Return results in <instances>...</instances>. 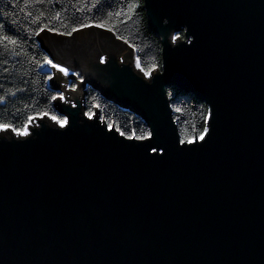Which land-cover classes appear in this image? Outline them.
Masks as SVG:
<instances>
[{
	"label": "water",
	"instance_id": "water-1",
	"mask_svg": "<svg viewBox=\"0 0 264 264\" xmlns=\"http://www.w3.org/2000/svg\"><path fill=\"white\" fill-rule=\"evenodd\" d=\"M142 7L161 44L149 74L110 30L38 32L72 71L48 63L66 123L0 126V264H264V0ZM88 87L139 115L149 135L86 115ZM169 87L207 105L200 136L181 141Z\"/></svg>",
	"mask_w": 264,
	"mask_h": 264
},
{
	"label": "trees",
	"instance_id": "trees-1",
	"mask_svg": "<svg viewBox=\"0 0 264 264\" xmlns=\"http://www.w3.org/2000/svg\"><path fill=\"white\" fill-rule=\"evenodd\" d=\"M142 5L143 0H0V126L18 132L35 116L64 119L54 105L59 91L48 83L54 75L37 39L41 30L68 35L95 25L132 47L142 74L159 68L161 44L147 25ZM167 96L181 141L200 136L206 127L207 105L176 87H169ZM83 100L86 115L97 111L108 127L122 135L137 139L149 135L139 115L97 89L88 87Z\"/></svg>",
	"mask_w": 264,
	"mask_h": 264
},
{
	"label": "rangeland",
	"instance_id": "rangeland-1",
	"mask_svg": "<svg viewBox=\"0 0 264 264\" xmlns=\"http://www.w3.org/2000/svg\"><path fill=\"white\" fill-rule=\"evenodd\" d=\"M119 59L122 61L121 55H120V58H119ZM50 62H51L53 65H56V66L62 67V68H64L67 72H71V73H72V71L69 70V69H67L66 67H63V66L60 65V64L54 63L53 61H50ZM49 69H50V68H49ZM51 72L53 73L52 69H51ZM69 77H70V76L67 75V81H68ZM76 79L79 80V81H81L79 77H76ZM68 82H69V81H68ZM48 83H49V82H48ZM51 83H53V82L51 81ZM51 83H49V84H51ZM65 86L68 87V88H70V89H74V88L77 86V81L74 80V81L72 82V84H70V85H69V83L66 82ZM58 89H60V88H58ZM60 90H61V89H60ZM60 90H59V95L61 96L60 98H61L62 100H63V99L66 100V96H65V95L63 96V94H62L63 92H61ZM56 120L58 121L59 125H64V124L66 123V120H65V119L61 120V119H59V118H56ZM29 121H30V120H29ZM23 131H24V129H23L22 131H20V132H23Z\"/></svg>",
	"mask_w": 264,
	"mask_h": 264
},
{
	"label": "flooded vegetation",
	"instance_id": "flooded-vegetation-1",
	"mask_svg": "<svg viewBox=\"0 0 264 264\" xmlns=\"http://www.w3.org/2000/svg\"><path fill=\"white\" fill-rule=\"evenodd\" d=\"M92 33V30L91 29H85L84 31L83 30H80L78 31L75 36H78V35H90ZM92 37V36H91ZM90 37V39H91Z\"/></svg>",
	"mask_w": 264,
	"mask_h": 264
}]
</instances>
